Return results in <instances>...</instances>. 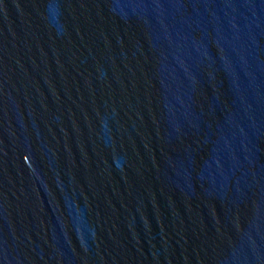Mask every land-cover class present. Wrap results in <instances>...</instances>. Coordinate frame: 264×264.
Here are the masks:
<instances>
[{
	"label": "water",
	"instance_id": "water-1",
	"mask_svg": "<svg viewBox=\"0 0 264 264\" xmlns=\"http://www.w3.org/2000/svg\"><path fill=\"white\" fill-rule=\"evenodd\" d=\"M0 264H264V0H0Z\"/></svg>",
	"mask_w": 264,
	"mask_h": 264
}]
</instances>
